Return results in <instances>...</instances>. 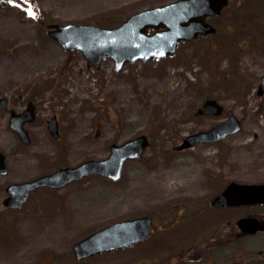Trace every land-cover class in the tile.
<instances>
[{
	"label": "rangeland",
	"instance_id": "374dc122",
	"mask_svg": "<svg viewBox=\"0 0 264 264\" xmlns=\"http://www.w3.org/2000/svg\"><path fill=\"white\" fill-rule=\"evenodd\" d=\"M168 1L172 0H0V94L12 97L14 106L19 99L17 109L21 96L33 95L40 110L32 128L39 131L44 147L51 144L40 130L49 114H57L64 134L56 146L59 163L104 158L111 142L141 133L149 139L140 159L124 162L118 180L90 175L35 192L22 208L0 210V264L147 262L154 250L162 251L163 233L157 247L146 240L83 260L74 258L72 246L115 221L163 219L169 202L180 200L176 190L184 173L179 164L232 159L231 179L264 181V96H253L264 72V34L249 18H264L262 1L229 0L219 16L208 19L217 28L214 35L182 41L172 56L160 60L127 62L119 72L109 57L98 69L88 67L81 52L66 51L47 35L51 23L109 24ZM255 35L262 36L261 44L251 47ZM237 81L253 86L244 93L233 85ZM206 98L231 110L241 121L240 131L174 151L187 134L225 119L224 114L194 116ZM13 141L12 134L0 133V147ZM23 162L14 160L16 166ZM10 174L26 176L18 166Z\"/></svg>",
	"mask_w": 264,
	"mask_h": 264
},
{
	"label": "water",
	"instance_id": "95a60500",
	"mask_svg": "<svg viewBox=\"0 0 264 264\" xmlns=\"http://www.w3.org/2000/svg\"><path fill=\"white\" fill-rule=\"evenodd\" d=\"M228 0H172L158 6L135 11L115 26L106 27L89 23H51L47 25V35L64 50L81 52L86 65L99 68L100 61L107 57L113 60V70L119 72L127 63L138 60H159L173 55L180 41H190L199 35L216 31L207 21L210 16L218 15ZM264 93V73L260 76L257 95ZM4 98L0 99V109ZM223 105L215 98H206L194 111L195 116H218L223 113ZM227 118L208 129L198 130L182 138L174 149L181 150L202 143L215 142L241 129L239 118L226 110ZM33 119L28 107L22 113H12L9 126L23 143H27V132L23 123ZM48 127L53 136L58 135L55 116L51 117ZM148 146L145 134H139L121 143H110L109 154L101 159H87L76 165L64 166L57 171L41 175L35 179L10 183L2 204L5 207L21 208L30 189L39 186L63 187L73 180L84 176L99 175L110 180L121 176L125 161L140 159ZM0 172H4L3 154L0 152ZM264 201V182L239 183L231 181L221 195L212 202L219 205ZM249 220L238 223L241 227ZM151 218L139 216L122 219L105 225L81 238L72 246L75 259L81 260L115 249L125 248L148 238ZM259 226L247 228L252 232Z\"/></svg>",
	"mask_w": 264,
	"mask_h": 264
},
{
	"label": "flooded vegetation",
	"instance_id": "af4514ba",
	"mask_svg": "<svg viewBox=\"0 0 264 264\" xmlns=\"http://www.w3.org/2000/svg\"><path fill=\"white\" fill-rule=\"evenodd\" d=\"M223 9L216 16H219ZM249 18L251 23L255 26L258 25L264 34V18L254 15L249 16ZM261 37L255 35L250 42V46L260 45ZM259 81L258 79L254 87L253 96L256 98L264 96V93L257 95ZM233 85H236L235 88H240L241 92L246 93L247 89L252 88L253 83H240L237 81ZM38 94H40L39 91L35 95ZM32 96L25 94L21 96L23 103L21 109H17L19 99L15 100L17 103L14 106L15 104L11 105L12 97H7L3 93L0 94V99L4 98L3 106L0 109V125H2V128L0 126V133L6 134L8 132L12 134L14 140L0 147L4 165V172H0L1 211L14 209L5 207L2 204L7 195L6 188L10 183L32 180L68 166V164L59 163V142L63 139L64 134L59 126L56 113L52 112L46 117L44 127L40 130L42 135L46 137V141L48 140L51 145L44 147L39 143V131L33 129L32 124L40 109L37 100L31 99ZM28 107L33 112V119L22 124L29 140L27 143H23L17 133L9 126V120L12 113H22ZM53 116H55L58 125V135L56 137L51 134L48 127V122ZM234 134L227 135L221 140ZM201 145L203 144L198 146ZM174 146L172 149L177 152L189 149L176 150ZM17 159L24 160L22 165L16 164L26 176H11L10 172L17 169L14 164V160ZM234 161L232 159H195L178 165L182 168L181 172L184 173L179 179L181 185L176 190L177 194L180 195L179 202H169V206L163 212V219L150 216V234L146 240L150 242L152 248L157 247L159 239H161H158V237L163 233L164 238L161 239L163 242L162 251L158 253L154 250L150 260L138 264H264V201L223 205L212 202L214 197L224 192L231 181H235L230 178L234 176V171L231 169ZM72 182L75 181H70L66 185ZM44 188L58 189L45 185L30 189L22 207L28 198ZM245 219L249 221L240 227L238 223ZM255 225L259 227L254 231H245L247 228H254ZM255 239L257 240L254 241Z\"/></svg>",
	"mask_w": 264,
	"mask_h": 264
},
{
	"label": "trees",
	"instance_id": "16d2710c",
	"mask_svg": "<svg viewBox=\"0 0 264 264\" xmlns=\"http://www.w3.org/2000/svg\"><path fill=\"white\" fill-rule=\"evenodd\" d=\"M259 1H262L263 2V0H259ZM251 2V1H250ZM254 2V3H253ZM253 3V5H255V1H252L251 2V4ZM256 6V5H255ZM246 7H250V6H246ZM264 11V10H263ZM258 14H259V12H258ZM126 16V15H125ZM125 16H123V17H119L118 19H116V20H113V22H111V23H109V24H106V23H98V22H96V24H99V25H103V26H114V25H116V24H118V23H120L124 18H125Z\"/></svg>",
	"mask_w": 264,
	"mask_h": 264
},
{
	"label": "snow or ice",
	"instance_id": "6c2138e0",
	"mask_svg": "<svg viewBox=\"0 0 264 264\" xmlns=\"http://www.w3.org/2000/svg\"><path fill=\"white\" fill-rule=\"evenodd\" d=\"M31 14V13H30Z\"/></svg>",
	"mask_w": 264,
	"mask_h": 264
}]
</instances>
